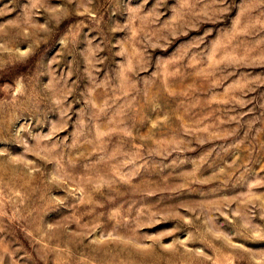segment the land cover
<instances>
[{"label": "rangeland", "instance_id": "374dc122", "mask_svg": "<svg viewBox=\"0 0 264 264\" xmlns=\"http://www.w3.org/2000/svg\"><path fill=\"white\" fill-rule=\"evenodd\" d=\"M0 264H264V0H0Z\"/></svg>", "mask_w": 264, "mask_h": 264}]
</instances>
